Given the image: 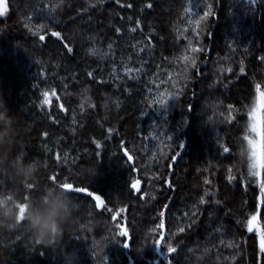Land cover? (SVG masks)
I'll use <instances>...</instances> for the list:
<instances>
[{"label": "trees", "instance_id": "16d2710c", "mask_svg": "<svg viewBox=\"0 0 264 264\" xmlns=\"http://www.w3.org/2000/svg\"><path fill=\"white\" fill-rule=\"evenodd\" d=\"M2 1L0 192L83 191L64 189L78 209L57 245L0 229V264H264V197L239 155L264 0ZM17 157L37 169L23 185Z\"/></svg>", "mask_w": 264, "mask_h": 264}, {"label": "clouds", "instance_id": "9594fccd", "mask_svg": "<svg viewBox=\"0 0 264 264\" xmlns=\"http://www.w3.org/2000/svg\"><path fill=\"white\" fill-rule=\"evenodd\" d=\"M253 110L255 115L250 116L244 134L249 140H244L239 151L241 159L252 171L262 163L261 145L257 141L259 128L255 105L251 111ZM4 143L0 139V145ZM11 169L13 178L21 185L32 180L37 170L33 164H25L22 157H17L12 162ZM21 206L24 207L22 215ZM77 209L76 202L62 188H50L38 199L25 203L19 202L12 194L0 192V229L11 231L25 222V231L36 245L51 247L61 242L65 227L74 221L73 214Z\"/></svg>", "mask_w": 264, "mask_h": 264}, {"label": "snow or ice", "instance_id": "6c2138e0", "mask_svg": "<svg viewBox=\"0 0 264 264\" xmlns=\"http://www.w3.org/2000/svg\"><path fill=\"white\" fill-rule=\"evenodd\" d=\"M128 6L131 7V5H128ZM149 7H151V5H149ZM6 12H7V8L5 7L4 11L3 12H0V16H3ZM40 27L43 28L45 26L44 25H40ZM131 31L135 32L136 31V28H132ZM51 35L54 36V37L60 38V33L59 32L53 31V32H51ZM40 39L43 40L44 37L43 36H40ZM68 50L71 51L70 48ZM183 59L187 60L188 57L185 56V57H183ZM194 63L195 62L193 61V65H194ZM129 71H131V70H129ZM89 75H91V73H89ZM256 91L257 92H260V86L259 85L256 86ZM48 95H49V93H47V92L44 93V96L46 97V99H45V103L46 104L49 102L48 99H47ZM52 95H55V92H53ZM260 96H261V105L264 106V92H261L260 93ZM167 103H168V101H166V100L165 101H161V105L162 106L164 104H167ZM59 107L60 108H63V105H59ZM249 115L250 116L255 115V110L251 111L249 113ZM243 140H249V137L248 136H243ZM227 150H228L227 148L224 149V151H227ZM128 159L131 160V156H129ZM248 174L250 176H256V175H258V173L252 171L250 168H248ZM231 178L232 177H229V179H231ZM205 183H207V181H205ZM253 183H255V181H253ZM139 184H140V181L139 180H136L135 182L131 183V188L132 189H135L137 192H139ZM62 187L64 189H66V190H72V191H77V192L83 191V189H80V188L73 189L72 188V185H70V184H64ZM260 194H261L262 197H264V184H261L260 185ZM89 195H92V194L89 193ZM95 200L99 203V206L104 207V201L101 199L100 196H95ZM204 202L205 201L203 199H201L200 203H204ZM261 202L264 203V201H261ZM105 210L111 211V209H107V208ZM23 211H24V207L21 206V215L23 214ZM116 214L118 215L119 213H116ZM161 214L163 215V213H161ZM192 215L194 216V215H196V213L193 212ZM257 216H258V213L255 214V215H252L251 219L248 221L247 229H248L249 232H252L254 230V228L257 227V224H258V222H257ZM179 231L180 232H183L184 229L183 228H180ZM120 235L121 236H126L127 233L126 232H120ZM260 241H261V243H260V250H261L262 253H264V232H261L260 233ZM125 247H128V245L125 244ZM167 251L169 253H175L177 251V249L175 247H172L171 245H167ZM169 264H171V262H169Z\"/></svg>", "mask_w": 264, "mask_h": 264}, {"label": "rangeland", "instance_id": "374dc122", "mask_svg": "<svg viewBox=\"0 0 264 264\" xmlns=\"http://www.w3.org/2000/svg\"><path fill=\"white\" fill-rule=\"evenodd\" d=\"M3 5H4V3L1 0L0 1V12L3 9ZM261 92H262L261 90H260V92H257V96H256V99H255V102L252 103L249 106V109L246 112L247 118H246V121H244V123L242 125V130H241V134H240L242 144H244L245 141L243 140V136L245 134V129L248 127V124H249V119H250L249 113L251 112V109L253 108V105H255L256 115H257V122H258V128H259V134L257 135V141L261 145V159H262V163H261L260 166H258L254 170L256 173H258V175H256V176H250L248 174V166H247L246 170H245V177H246L247 180L255 181L259 185L264 184V106L261 105V96H260Z\"/></svg>", "mask_w": 264, "mask_h": 264}, {"label": "water", "instance_id": "95a60500", "mask_svg": "<svg viewBox=\"0 0 264 264\" xmlns=\"http://www.w3.org/2000/svg\"><path fill=\"white\" fill-rule=\"evenodd\" d=\"M135 190V189H134ZM68 191H71V190H68ZM136 191V190H135ZM139 191H140V185H139ZM137 192V191H136ZM103 200V199H102ZM104 201V200H103ZM97 205H98V208L101 210L103 207L99 206V203L97 202ZM104 205H105V202H104Z\"/></svg>", "mask_w": 264, "mask_h": 264}]
</instances>
